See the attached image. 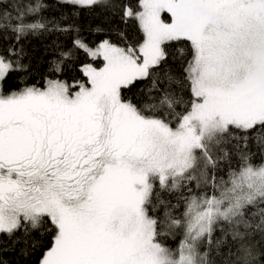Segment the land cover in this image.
I'll use <instances>...</instances> for the list:
<instances>
[{
    "label": "snow or ice",
    "instance_id": "obj_1",
    "mask_svg": "<svg viewBox=\"0 0 264 264\" xmlns=\"http://www.w3.org/2000/svg\"><path fill=\"white\" fill-rule=\"evenodd\" d=\"M58 2L68 11L49 20L40 0H0V31L15 44L75 33L72 48L104 65H81L87 83L17 88L10 76L27 72V53L13 44L0 54V264H15L17 245L22 256L42 249L38 264H264V165L253 167L244 152L250 140L264 148V0H138L140 10L124 5L120 19H136L143 42L129 44L121 32L123 45L103 24L90 26L104 36L96 44L61 24L86 9L115 16L120 4ZM182 40L191 46L182 69L189 101L165 67L167 44ZM71 56L59 51L50 72ZM144 80L139 96L122 95ZM230 148L245 161L230 187L181 196L186 210L173 216L166 197L207 184ZM176 228L178 255L161 242Z\"/></svg>",
    "mask_w": 264,
    "mask_h": 264
},
{
    "label": "trees",
    "instance_id": "obj_2",
    "mask_svg": "<svg viewBox=\"0 0 264 264\" xmlns=\"http://www.w3.org/2000/svg\"><path fill=\"white\" fill-rule=\"evenodd\" d=\"M21 5H27L30 0H17ZM43 4L47 5L42 9L41 15L47 17L49 20L59 18L61 13H67V8L58 2V0H40ZM112 3H118L121 7L115 9L116 15L112 16L111 9L105 10L103 8L86 9L82 11L78 18L68 17L61 21L62 26L65 24H74L81 29L80 34L91 44L98 43L104 38L103 35L91 31V27L97 24H103L105 27V34H107L114 42L125 43L119 37V33H124L126 42L129 44L142 43L144 34L136 19L130 18L127 21H121L120 13L124 5L129 6L133 11H139L137 7L138 0H110ZM39 18V17H37ZM169 20V19H167ZM75 33L59 34V33H43V34H29L26 38L22 39L20 44H15V40L10 32L0 31V54L10 45L15 44L16 48L23 47L27 56L22 61L28 65L27 72L13 73L10 76V83L17 88L24 86L35 85L36 87H44L46 79H59L65 80L69 83L74 81H81L87 83L86 77L81 71V65L92 64L93 67H101L104 63L102 57L91 58L83 51L72 48V40ZM58 38V40H57ZM58 42L61 45L60 49L54 47V43ZM190 42L178 41L169 42L167 44L168 63L166 68H171L179 77L177 88L182 91L185 101L192 99L190 96L191 85L187 82L182 69L187 66V61L191 59L190 56ZM71 49L72 56L70 59L64 61L62 71L59 74L50 72L52 61L58 56V52ZM150 84L149 80L136 83L134 87L125 89L122 95L125 98L131 99L133 96H139L141 89L146 88ZM77 89H73L75 91ZM190 107V105H188ZM178 112L184 113L185 107L182 105L177 109ZM176 126V122L173 123ZM239 138V132L234 133ZM234 143V142H233ZM230 155L227 159L221 160L216 169L209 171V181L207 184L201 182L197 186L196 181L187 184L186 187L181 188L175 194L169 195L166 198L170 200L172 205L176 207L172 209L173 216L181 218L186 210L185 199L191 195H213L218 194L220 186L226 184L230 180L232 172H238L240 168L245 166V161L241 159V154L236 152L235 149H227ZM248 154V161L253 167L264 165V148H260L254 141H249V148L244 149ZM212 177H215L213 181ZM223 182V183H222ZM215 184V187H213ZM157 187L158 184H157ZM183 196L185 199H181ZM6 238V237H5ZM50 239V238H49ZM183 239V229L176 228L170 233L166 232L161 238V242L170 250L178 253L180 243ZM257 241L260 237H256ZM48 241L46 240L45 243ZM23 245H17V252L9 256V259L15 261V264H38L42 255V249L28 256L19 255V249Z\"/></svg>",
    "mask_w": 264,
    "mask_h": 264
},
{
    "label": "rangeland",
    "instance_id": "obj_3",
    "mask_svg": "<svg viewBox=\"0 0 264 264\" xmlns=\"http://www.w3.org/2000/svg\"><path fill=\"white\" fill-rule=\"evenodd\" d=\"M161 18L164 19V20H166V21H169V22H170V15L167 14V13H163V12H162V13H161ZM167 19H169V20H167ZM103 63H104V62H103ZM103 65H104V64H103ZM103 65H102L101 67H103ZM97 68H100V66L97 67ZM39 88H43V87H39ZM75 91H78V89L75 90ZM173 127H175V126H173ZM229 181H230V180H229ZM229 181L225 182L226 184L220 186V188H219V192L222 191L224 187H230V183H228ZM219 192H218V194H216V195H219ZM177 255H178V253H177Z\"/></svg>",
    "mask_w": 264,
    "mask_h": 264
}]
</instances>
